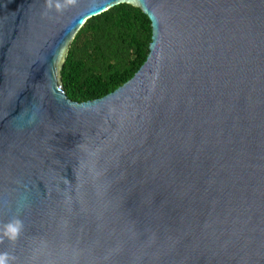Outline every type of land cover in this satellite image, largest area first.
<instances>
[{
	"label": "water",
	"instance_id": "1",
	"mask_svg": "<svg viewBox=\"0 0 264 264\" xmlns=\"http://www.w3.org/2000/svg\"><path fill=\"white\" fill-rule=\"evenodd\" d=\"M130 4L150 53L74 102L84 23ZM0 251L16 264H264V0H0Z\"/></svg>",
	"mask_w": 264,
	"mask_h": 264
},
{
	"label": "trees",
	"instance_id": "2",
	"mask_svg": "<svg viewBox=\"0 0 264 264\" xmlns=\"http://www.w3.org/2000/svg\"><path fill=\"white\" fill-rule=\"evenodd\" d=\"M152 37V21L130 4L88 19L71 42L61 70L68 99H100L130 81L146 62Z\"/></svg>",
	"mask_w": 264,
	"mask_h": 264
},
{
	"label": "clouds",
	"instance_id": "3",
	"mask_svg": "<svg viewBox=\"0 0 264 264\" xmlns=\"http://www.w3.org/2000/svg\"><path fill=\"white\" fill-rule=\"evenodd\" d=\"M76 3L77 0H45V8L60 13ZM23 231L24 223L19 217L9 220L0 231V245H4L5 242L15 244ZM0 264H16L15 255L8 251H0Z\"/></svg>",
	"mask_w": 264,
	"mask_h": 264
}]
</instances>
